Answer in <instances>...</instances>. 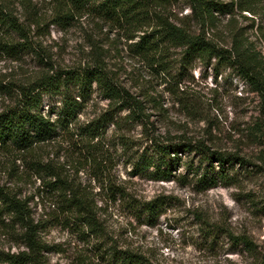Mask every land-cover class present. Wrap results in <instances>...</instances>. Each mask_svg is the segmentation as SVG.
<instances>
[{
    "label": "rangeland",
    "instance_id": "1",
    "mask_svg": "<svg viewBox=\"0 0 264 264\" xmlns=\"http://www.w3.org/2000/svg\"><path fill=\"white\" fill-rule=\"evenodd\" d=\"M13 3L14 14L22 22L28 20L26 32L33 46L17 52L0 46V112L15 104L22 86L51 69L91 65L93 44L109 50L108 66L120 84L138 98L149 99L144 103L146 115L137 121L125 118L120 130L110 123L101 139L82 142L64 135L28 153L0 151V182L30 200L32 217L42 227L45 264H127L123 258L128 253L152 264H254L262 258L264 100L251 83L234 68L216 66L215 59L184 67L180 48L168 53L164 71L135 54L133 41L122 30L87 13L63 28L48 24L53 0ZM31 10L43 18V28L30 26ZM168 14L177 24L202 30L182 1L170 6ZM236 34L264 56V7L256 14L220 16L207 37L231 48ZM0 35L6 43L23 41L12 29H1ZM58 100L46 94L44 111ZM108 109V100L94 92L78 122L87 124ZM152 136L201 141L225 152L229 161L224 168L215 163L209 169L213 174L222 170L223 176L207 186L202 176L208 164L200 162L198 153L182 151L168 179L154 177L153 168L142 169L144 157L152 152ZM34 160L44 166L35 169ZM51 172L60 175L58 186L94 196L100 232L90 233L73 215L63 213L67 197L49 185L55 180ZM107 181L122 187L123 193L101 189ZM7 225L14 222L3 217L0 248L23 249L15 235L21 229L16 227L11 235Z\"/></svg>",
    "mask_w": 264,
    "mask_h": 264
},
{
    "label": "trees",
    "instance_id": "2",
    "mask_svg": "<svg viewBox=\"0 0 264 264\" xmlns=\"http://www.w3.org/2000/svg\"><path fill=\"white\" fill-rule=\"evenodd\" d=\"M179 1L189 7L191 17L201 26L202 30L198 33L171 20L169 7ZM13 2L0 0V30L12 29L23 41H0V46L17 52L19 47H32L33 42L26 32L28 20L22 22L14 14ZM263 3L264 0H53V13L49 15L48 24L67 28L87 13L109 28L122 30L125 37L133 41L131 46L135 54L151 65L161 66L167 71L168 53L172 48H180L183 52L182 66L191 67L197 60L210 64L215 59L216 66L225 65L236 69L264 100V56L243 42L240 34L234 36L231 48H225L207 37L208 30L216 27L220 16L236 12L242 14L245 11L256 14L259 8L264 7ZM27 16L31 19L30 26H45L43 18L32 10ZM2 37L0 35V39ZM108 53V49L93 44L91 65L71 69L54 68L22 86L15 104L0 112V151L28 153L36 146L64 135H71L82 142L84 139H101L110 123L120 130L122 121H137L146 115L144 103L149 99L138 98L116 80V72L108 66ZM43 59L45 61L44 56ZM94 92L108 100L109 109L99 118L81 124L78 122L79 116L83 114ZM46 94L59 100L45 112ZM124 110H128V113L121 117L119 113ZM150 140L152 152L144 157L142 169L148 171L153 168L152 175L159 179H168L172 175V167L181 160L179 153L182 151L198 153L200 162L208 164L202 176V182L207 186L216 183L224 173L219 170L213 174L209 171L210 167L218 163L220 168H224L229 161L228 154L213 151L201 141H176L157 136H152ZM120 142L122 145L127 144L124 140ZM33 164L35 169L44 166L40 160H34ZM49 176L55 179L49 182L53 191L60 193L63 190L66 194L63 213L73 215L75 222L90 233L100 232L102 223L94 196L83 189L58 186L56 181L60 175L56 172H51ZM101 185V189L107 188L117 194L124 191L111 181ZM32 215L30 200L21 198L15 189L0 182V222L3 217L11 218L14 225L6 226L7 233L13 235L18 227L21 232L15 235H19L24 243V248L18 251L0 248V264H45L46 245L40 237L42 227ZM123 259L127 264H152L139 254L128 253ZM254 264H264V256Z\"/></svg>",
    "mask_w": 264,
    "mask_h": 264
}]
</instances>
